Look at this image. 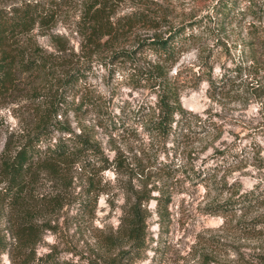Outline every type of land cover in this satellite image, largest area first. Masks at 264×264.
<instances>
[{
	"label": "rangeland",
	"instance_id": "374dc122",
	"mask_svg": "<svg viewBox=\"0 0 264 264\" xmlns=\"http://www.w3.org/2000/svg\"><path fill=\"white\" fill-rule=\"evenodd\" d=\"M24 2L39 4L52 17L24 42L65 59L67 69L88 65L89 73L75 97L61 89L58 74L40 81L41 95L32 96L28 86L19 97L1 102L0 154L7 141L16 149L34 132L44 99L49 103L57 96L83 107L64 112L60 103L56 120L74 133L86 132L109 162L119 159L117 169L102 172L98 166L84 171L62 162L55 175L34 171L30 205L33 222L43 229L36 255L54 252L78 264H108L131 251L117 232L127 205L147 192L160 196V189L170 197L161 215L155 200L142 205L147 249L122 264H264V13L261 22L247 15L220 26L210 14L214 0H103L112 27L139 13L159 26L135 23L104 43L110 38H101L103 27L91 32V13L100 7L89 11L95 0H0V6ZM245 6L247 0H240L239 7ZM201 19L195 41L166 69L181 106L192 115L161 139L147 127L156 114L153 86L131 76L146 75L157 62L145 39ZM88 36L100 37L98 46L88 45ZM120 52L130 53V59ZM208 76L217 80L216 88ZM256 187L252 205L237 202ZM53 198L58 204L47 203ZM7 226L3 218L1 229L10 241ZM108 237L114 248H108ZM0 264H10L6 254Z\"/></svg>",
	"mask_w": 264,
	"mask_h": 264
},
{
	"label": "trees",
	"instance_id": "16d2710c",
	"mask_svg": "<svg viewBox=\"0 0 264 264\" xmlns=\"http://www.w3.org/2000/svg\"><path fill=\"white\" fill-rule=\"evenodd\" d=\"M210 7V14L219 19L220 26L226 21L244 20L247 15H251L253 20L262 21L264 13V0L262 5H257L253 0H247V6L242 10L239 7L240 0H214ZM93 5L89 11H93L95 6H100L91 13L90 19L93 23L91 32L101 31L104 28L101 38H110L104 42H113L117 39L119 32L124 28L131 27L135 23L147 24L149 28L158 30L156 20L144 16L127 15L116 20L115 26L107 24L105 15L106 4L103 0L91 2ZM89 14V13H88ZM108 19V18H107ZM106 20V21H105ZM52 21V17L43 12L39 4L24 2L11 7L0 6V104L9 99H15L23 94L25 88L30 87L32 96L41 95L40 81L49 79L51 76L60 77L61 89L74 97L79 95L78 86L85 81L89 73L88 65L79 64L69 69V62L65 59L55 57L50 52H45L36 44L24 42L28 34L36 28L47 26ZM104 23V25H103ZM203 27V20L192 21L169 30L164 36L162 34L145 39L144 46L156 59L151 70L145 72L146 75L131 76L136 83L137 80L145 78L149 86L156 94L155 110L153 121L147 124L148 129L161 139L168 138L176 133L192 115L184 109L179 101L176 86L168 78L166 69L174 64L178 55L184 48L195 41L197 33L195 29ZM93 33L91 35H93ZM114 37V38H113ZM100 37L88 36L87 42L91 47L98 46ZM130 54V53H129ZM127 52H120L121 57L130 59ZM235 72V71H234ZM61 73V75H60ZM224 75L218 79H224ZM28 81L27 86H22V81ZM131 79V80H132ZM213 88L218 86L217 80L208 76L206 78ZM215 81V82H214ZM26 86V87H25ZM44 99L41 106L39 123L31 134L16 149L10 148L7 141L0 154V255L6 254L10 264H78L71 260L60 259L56 253L47 252L37 256L35 249L39 238L43 233L42 226L33 222V209L31 208V188L33 186L32 174L36 169H47L55 175V168L62 163L78 164L84 171L96 169L102 172L110 169L113 165L118 168L117 156L109 162V158L101 152L99 145L95 143L89 135L84 132L74 133L66 122L56 120L60 103L66 106L64 112L81 111L82 104L66 103L64 99L54 96L50 102ZM54 133L58 136L54 138ZM53 140H55L53 142ZM222 155V152H218ZM57 177V175H56ZM257 189V190H256ZM256 187L247 195H244L237 202L243 205H252L257 201ZM160 196H146L134 198V202L127 205L124 216L119 223L117 232L130 244L131 251H122L116 259H112L108 264H122L123 261L133 260L138 254L144 252L146 248L147 212L143 204L150 200H155L157 211L165 209L170 202V197H165L163 192ZM58 204V199L53 198L50 202ZM233 208V207H230ZM6 219L10 241H6L4 232L1 229V221ZM115 241L108 237V248H114ZM135 249V253H133ZM125 259V260H124Z\"/></svg>",
	"mask_w": 264,
	"mask_h": 264
}]
</instances>
